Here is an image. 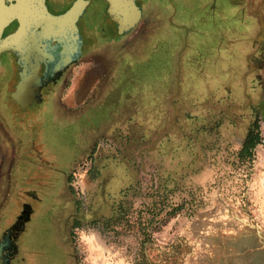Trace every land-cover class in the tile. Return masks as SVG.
I'll use <instances>...</instances> for the list:
<instances>
[{
    "label": "rangeland",
    "instance_id": "rangeland-1",
    "mask_svg": "<svg viewBox=\"0 0 264 264\" xmlns=\"http://www.w3.org/2000/svg\"><path fill=\"white\" fill-rule=\"evenodd\" d=\"M176 2L177 14L170 7L150 11L147 21L146 18L140 21L132 33L111 40L109 46L96 55L99 66L90 73L91 94L94 96L98 88L110 86L108 80L114 76L118 79L125 71L123 80L129 82L124 85V91L127 88L132 103L119 105L118 114L123 113V119L127 116V122L120 119L119 125H99L97 135L89 142L80 138L81 125L71 123L65 126L69 140L65 161L55 152L44 154L47 156L44 160L51 159L52 164L42 175L52 172L58 177L56 183L44 184L53 192L52 202L48 205L33 203L36 214L30 231L37 245L46 243L58 254L54 238L63 229L61 225L68 215L79 212L76 206L80 205L81 230L73 234L78 264H136L143 251L148 255L147 264H178L180 256L179 264H264V232L257 231V221L245 219L249 208L247 183L244 181L240 189L223 188L217 183L224 176H218L212 186L197 188L189 180V172L182 171L180 175L179 168L174 172L173 155L177 153L173 144V107L174 102L178 107L181 105L179 98L174 100L178 89L175 75L180 69L177 59L180 44L173 42L175 25L191 24L190 17L188 21L179 14L188 5L193 7V13L203 16L206 0H191L188 5H185L186 0ZM169 15L173 17L170 25L166 23ZM199 29L204 39L207 26L203 24ZM182 36L184 38V34ZM193 53L195 59L207 60L206 45H200ZM194 69V74L199 75L201 71H197L201 68L196 65ZM196 78L195 90L208 93L205 80ZM257 95L260 108L264 92ZM235 96L233 93L230 99ZM118 114H113L111 120L119 119ZM257 120L259 122V118ZM196 124L197 120L194 131ZM181 132L183 137L188 131ZM239 134L246 135L244 124ZM164 136L166 140L162 141ZM186 139L182 145L190 142ZM80 140L81 164L92 167L95 162L99 173L91 176L92 169L87 171L82 167L81 176L74 178V184H66L61 190L62 176L53 168L67 169L70 154L78 156L80 153L77 149ZM93 144L99 146V150L102 148L96 161L94 155L88 156ZM163 154L165 166L163 159L159 160L164 158ZM187 165L183 163V169H189ZM28 178L34 185L41 183V178L37 182L33 177ZM16 197L18 200L19 195ZM183 203L182 209L170 214L173 206ZM143 242L147 245L145 250ZM55 253L53 260L46 258V264H54ZM165 258L169 259L168 263Z\"/></svg>",
    "mask_w": 264,
    "mask_h": 264
},
{
    "label": "flooded vegetation",
    "instance_id": "flooded-vegetation-1",
    "mask_svg": "<svg viewBox=\"0 0 264 264\" xmlns=\"http://www.w3.org/2000/svg\"><path fill=\"white\" fill-rule=\"evenodd\" d=\"M2 1L1 37L17 36L15 51L0 56V264H46L55 252L46 243L37 245L30 224L36 214L33 203L48 205L53 192L32 184L29 171L47 157L44 154L55 152L65 161L69 124L81 125L83 141L97 135L103 112L93 102L90 73L99 66L96 55L115 39L103 28L107 0H93L82 16L66 24L55 22L54 16L68 13L76 0ZM160 1L143 0L142 20L157 8L179 12L176 0ZM186 1L185 5L191 3ZM172 18L169 15L166 23L170 25ZM199 19L207 26L212 67L218 72L245 71L264 92V0H206L204 18ZM108 93L115 96L114 90ZM77 149L80 153L70 154L66 170L53 168L62 176L61 190L74 184L82 167L92 169L91 176L99 173L95 162L92 167L81 164V140ZM99 151L93 144L88 156L96 161ZM45 165H51L48 159ZM76 207L79 212L68 215L62 235L54 238V264H78L73 234L81 230V206Z\"/></svg>",
    "mask_w": 264,
    "mask_h": 264
},
{
    "label": "crops",
    "instance_id": "crops-1",
    "mask_svg": "<svg viewBox=\"0 0 264 264\" xmlns=\"http://www.w3.org/2000/svg\"><path fill=\"white\" fill-rule=\"evenodd\" d=\"M193 12L194 9L187 7L180 11L181 18L188 20L190 17L192 22L191 24H176L175 29L177 31L173 37V42L180 44L179 56H177L180 69L179 74L175 75L178 89L174 93V100L179 98L178 101L181 104L178 107L174 102L173 107L175 119L173 144L174 152L177 153L173 155L174 172L176 173L178 168L177 173L179 172L180 175L182 171L189 172V180L193 181L197 188L212 186L218 176H224V179L218 180L217 183L223 188L233 186L234 189H240L241 184L246 182L249 208L248 217L245 219L257 221V231L259 233L264 232V152L257 149L258 144L251 150V159L243 152L248 144L256 141L254 135L258 128L257 118L261 119L262 112L261 108L258 107V98L260 97L257 94L260 91L252 82L253 77L247 76L245 71L225 70L218 72L215 70L209 61L208 52L207 60L204 61L203 57L195 59L193 52L200 45H206L207 49V37L203 39L200 35V26L203 24L206 26L205 23H200L199 17L202 14L197 15ZM196 65L201 68L197 71H201L198 73L199 75L194 74ZM124 76L125 71L119 75L118 79L116 76L111 77L108 80L110 86L98 88L95 94L93 102L98 104L103 112L99 118L98 124L100 126L103 124L106 126L119 125L120 119H123V116L121 117L123 113L118 114L119 105L124 104L126 106L130 102L132 103L131 94L127 88L124 91V85L129 82L124 81ZM197 76L205 80L206 87L209 89L208 93L203 91H201L203 93H198L195 90ZM212 82L216 84L212 86ZM112 90H114L115 96L110 97L108 92ZM98 91L101 94L99 97ZM233 93H236V96L235 99L232 98L231 100L230 97ZM198 94L203 95V97L198 96ZM113 114H118L116 116H119V119L111 120ZM125 118L127 119V116H124L123 120ZM195 119L198 122V130L201 128V131H194ZM243 124L246 130L245 136L239 134V129ZM183 125L189 126L187 131L192 147L188 150L182 147V141L187 140L186 134L182 137ZM165 140L164 136L162 141ZM101 151L102 148L99 152L101 153ZM163 156L164 158H159V160L163 159V166H165L166 157L164 154ZM48 160L52 164V160ZM183 163H187L189 169L185 167L183 169ZM230 173L231 175H229ZM235 196L238 195L235 194ZM242 215L245 216V213L243 212Z\"/></svg>",
    "mask_w": 264,
    "mask_h": 264
},
{
    "label": "water",
    "instance_id": "water-1",
    "mask_svg": "<svg viewBox=\"0 0 264 264\" xmlns=\"http://www.w3.org/2000/svg\"><path fill=\"white\" fill-rule=\"evenodd\" d=\"M92 1L93 0H76L69 9L68 13L60 17L54 16V21L61 24L73 22L79 14H81V16L83 15L86 6ZM2 2L3 1L0 0V8L2 6ZM107 2V18L103 23L104 31L113 39L132 33L143 18V8L140 6L143 4V0H107ZM1 35L2 26H0V56L6 50L14 52L17 35L11 34L4 39H2ZM260 108L262 110L261 120L263 121L264 98ZM45 164L46 160L40 161L38 164L30 168V175L28 177L35 178L34 180H36V182L39 178H41L39 179L41 183H39L40 185L37 184V186L48 189V187H44V184H49L51 182L52 184L56 183L58 176L54 173L52 174V172L43 176L42 174H44V171L46 170ZM53 188L54 187H52V189Z\"/></svg>",
    "mask_w": 264,
    "mask_h": 264
},
{
    "label": "trees",
    "instance_id": "trees-1",
    "mask_svg": "<svg viewBox=\"0 0 264 264\" xmlns=\"http://www.w3.org/2000/svg\"><path fill=\"white\" fill-rule=\"evenodd\" d=\"M195 121H196V119H195ZM191 127V126H190ZM188 128H189V126H188ZM195 131H201V128H199V130H198V124H196V126H195ZM193 129H194V124H193ZM182 130H185V131H187L186 129H185V126H183V129ZM189 134V132H186V135H188ZM255 138H256V141L254 140V142H252V143H250V145L248 144L244 149H243V152H245V154H247V156L248 157H250V159H251V150L253 149V147L256 145V144H258V141H259V137H260V119H259V122H258V128H257V130H256V133H255ZM188 138V137H187ZM189 139V138H188ZM184 143V149H190L191 147H192V145H191V142H183ZM197 143V142H196ZM201 143H204V142H201ZM189 144V145H188ZM250 155V156H249ZM231 174V173H230ZM184 204L185 203H183V204H181V205H176V206H173L174 208H173V210H172V212H170V214H176L180 209H182V207L184 206ZM147 245H145V242H143V249L145 250V247H146ZM170 246H173V244H171ZM177 246H182L181 244H177ZM173 248H175V245H174V247ZM180 255H183V252H181L180 253ZM168 260L169 259H167V258H165L164 259V261H166V263H168ZM182 261V257L180 256L179 257V260H178V264H179V262H181ZM147 262H149L148 261V255H147V253L145 252V251H143V252H141V256H139V258H138V260H137V262H136V264H147Z\"/></svg>",
    "mask_w": 264,
    "mask_h": 264
},
{
    "label": "built area",
    "instance_id": "built-area-1",
    "mask_svg": "<svg viewBox=\"0 0 264 264\" xmlns=\"http://www.w3.org/2000/svg\"><path fill=\"white\" fill-rule=\"evenodd\" d=\"M257 149L260 150L261 152H264V120L262 121L261 119H260V137H259Z\"/></svg>",
    "mask_w": 264,
    "mask_h": 264
}]
</instances>
